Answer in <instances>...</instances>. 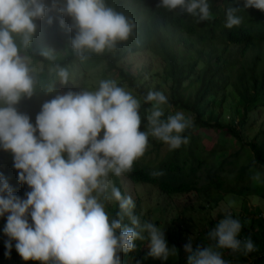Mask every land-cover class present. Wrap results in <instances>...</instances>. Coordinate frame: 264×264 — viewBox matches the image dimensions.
I'll use <instances>...</instances> for the list:
<instances>
[{
	"label": "clouds",
	"instance_id": "1",
	"mask_svg": "<svg viewBox=\"0 0 264 264\" xmlns=\"http://www.w3.org/2000/svg\"><path fill=\"white\" fill-rule=\"evenodd\" d=\"M57 7L73 20L70 28L76 35L71 47L81 62L89 58L88 53L113 50L118 42L128 40L135 28L127 17L107 6L106 0H52V9ZM157 7L179 9L197 23L211 16L208 0H160ZM253 7L264 11V0H244L243 8ZM52 9L45 0H0V147L13 153L19 182L31 188L27 199H21L0 174V217L8 214L3 231L10 238L6 255H10L11 241L15 240V248L25 261L121 264L119 254L133 251L135 241L144 240L146 232L150 241L147 255L167 261L176 248L168 246L159 227L142 223L134 215L133 199L122 196L110 174L119 177L131 171L144 155L149 135L170 150L187 143L182 133L192 122L183 111L162 119L168 98L163 92L150 90L143 96V102L152 106L148 127L141 131L140 100L116 81L105 79L94 91H69L45 102L34 126L30 117L15 107L23 97L33 96L37 82L30 57L22 50L32 46L35 21L43 20ZM239 10L226 9V28L242 23ZM47 22L51 25L53 19L48 17ZM60 25L65 27L63 19ZM40 55L53 59L52 50H42ZM48 70L61 84L70 82L68 68L55 64ZM54 91L52 83L46 93ZM111 201L118 202L119 212L118 218L110 221L105 203ZM125 217L131 227L123 224ZM241 230L240 221L226 214L208 233L214 244L194 249L190 239L185 245L187 264H226L218 249L243 251L245 255L255 251L250 237L239 239Z\"/></svg>",
	"mask_w": 264,
	"mask_h": 264
},
{
	"label": "trees",
	"instance_id": "2",
	"mask_svg": "<svg viewBox=\"0 0 264 264\" xmlns=\"http://www.w3.org/2000/svg\"><path fill=\"white\" fill-rule=\"evenodd\" d=\"M63 0H60L62 3ZM160 0H106L107 6L123 14L135 24L128 40L117 43L113 50L103 54L88 53L89 58L81 62L71 47L70 26L73 20L58 10L52 9V0H45L49 9L43 20H36L37 32L31 48L23 55L32 60V64L42 63L43 69L35 75V91L31 98L23 97L15 106L17 111L30 117L35 126L36 117L42 111L45 102L55 98L57 78L49 72V67L59 64L68 68L70 78L75 76L81 80V86L74 93L94 91L96 87L86 82V74L103 67V79L112 77L117 84L134 92L141 102V131L148 127L147 116L151 105L143 102V96L151 90V79H145V71L135 74L121 64L126 58L136 54H147L158 59L163 65V80L152 91L163 92L168 103L163 106L164 117L183 111L192 122L191 127L182 135L188 142L179 148L161 154L166 145L154 139L152 149L137 159L131 171L121 175L132 182L151 184L167 196L196 193L207 200L209 205L217 206L222 198L219 194L228 193L241 197L256 196L264 199V179L260 176L259 167L264 169V131L259 132L253 142L245 144L244 136L248 115L260 107H264V11L256 8H243L244 0H208L211 16L208 21L197 23L196 19L182 13L181 10L168 11L157 7ZM240 7L237 15L242 17L239 26L225 27L226 9ZM48 17L53 19L50 25ZM63 19L65 27H61ZM54 26V27H53ZM66 31L61 48H56L52 39L55 31ZM19 43V37L16 38ZM52 50L53 59L47 60L40 55L42 50ZM159 75V74H154ZM55 83V91L46 93L47 87ZM99 85V84H98ZM168 86V90L165 86ZM165 89V91L162 90ZM46 96L45 101H42ZM230 98L236 101L234 108L227 105ZM227 113L229 115H227ZM226 117H229L227 120ZM201 130H209L224 134L239 144V149L231 151L226 146L215 147L209 152L204 146V139L198 134ZM39 133L37 132V136ZM102 135V133H101ZM230 151V152H229ZM155 155V156H153ZM153 172L163 175L153 176ZM0 174L7 178L10 186L19 187L14 194L27 199L31 188L18 180V170L14 167V155L0 147ZM114 176V175H113ZM114 176L116 187L122 191L120 177ZM258 176V179L253 177ZM122 194V193H121ZM203 209L206 206H201ZM260 208L251 209L244 202L238 218L242 230L239 239L251 238L255 251L245 255L243 251L232 252L229 249H218L226 254V264H264V218L259 214ZM119 205L116 202L111 216L117 217ZM29 223H33L30 213ZM219 220L210 221L204 235L207 244H214L208 233L215 228ZM7 223V222H6ZM123 224L131 227L130 220L124 218ZM176 247L178 263L187 264L185 250L181 246V236ZM144 240H136V248ZM10 255L8 249L0 247V264H7L9 259L19 257L12 240ZM135 248V249H136ZM134 249V250H135ZM133 251L119 254L128 264ZM142 251L138 253L142 256ZM138 259V258H137ZM27 264H40L39 261H25Z\"/></svg>",
	"mask_w": 264,
	"mask_h": 264
},
{
	"label": "rangeland",
	"instance_id": "3",
	"mask_svg": "<svg viewBox=\"0 0 264 264\" xmlns=\"http://www.w3.org/2000/svg\"><path fill=\"white\" fill-rule=\"evenodd\" d=\"M54 27V26H53ZM73 34V30H70L69 36L71 37ZM53 37L59 35V39H52L53 45L56 48H61L62 46L58 44V42H63V39L67 36L66 31L62 30L55 31L52 33ZM61 44V43H60ZM31 60V59H30ZM122 67L129 68L131 72L138 74L143 69H148L145 71V79H151V90L155 88L156 85L161 84L163 80V65L162 63L154 58L151 55L147 54H136L131 55L126 58L125 61L121 64ZM30 67L35 71L33 75L38 74L42 69V63H37L35 65L31 64ZM103 67H99L97 69H93L86 74V82L94 85L96 88L98 84L103 79L102 75ZM159 75H154V74ZM107 79L113 80L112 77H107ZM57 93L59 95L67 94L69 91L74 92L80 88L81 80L78 79L76 81L75 76L70 78V82L68 84H61L59 80H57ZM165 89L168 90V86H165ZM162 88L163 91H165ZM125 90L130 91L125 88ZM134 94V92H132ZM135 95V94H134ZM133 95V96H134ZM135 97V96H134ZM46 96L43 97L42 101H45ZM227 105L234 108L236 106V101L233 98H230ZM227 115H229L227 113ZM229 117H226L227 120ZM147 131V129L145 130ZM264 131V107H260L255 111H252L248 115V122L245 129V133L243 134L245 144L253 142L255 137H259V132ZM204 139V146L206 151H210L214 149L216 146H226L232 152L239 149V144L234 139H230L228 136H223L224 134H220L219 132L209 131V130H201L198 132ZM103 135V134H102ZM101 135V138H102ZM154 139L151 135L148 137V145L144 154L149 152L152 149V144ZM169 150L168 146L164 147V150L161 151V154H165ZM230 152V151H229ZM155 156V155H153ZM143 157V156H142ZM140 157L139 159L143 160ZM260 176L264 179V169L261 167ZM110 179L115 185L114 176L110 174ZM120 184L122 188V196H130L135 204V208L133 209L134 215L138 216L141 222H151L159 227L162 231L165 232V238L168 243V246L175 247V253L170 255L167 261H162L160 259H156L147 255L149 252V243L150 241H143L140 247L136 248L133 252V255L129 258L128 264H177L178 263V251L179 248L176 247V240L178 238L177 233L180 234L181 239L180 243L183 249L185 250V245L191 242L193 244V248L195 249L196 245L209 246L205 239L204 232L207 230L210 221H216L223 219L226 214L235 215L236 218L241 214L244 202H247L248 206L251 209L260 208L259 214L264 216V199L261 197L250 196V197H241L235 194L222 193L219 194V197L222 198L221 202L215 205H209L207 200L203 197H199L196 193L193 194H180L174 196H167L159 190V188L151 185V184H136L132 182L130 179L121 176ZM116 186V185H115ZM13 191H19L20 188L13 186ZM116 205V201L106 202L105 210L109 215V219H113L111 216L112 211L114 210ZM201 206H206L203 209ZM7 215L0 217V247L3 249L6 248V242L9 241V237L4 233L3 229L6 226ZM128 219V218H127ZM129 220V219H128ZM145 238L148 237V234L143 233ZM141 241V240H139ZM142 253V256L139 257L138 253ZM221 252V251H220ZM222 258L226 261V254L222 253ZM188 253L185 251V258H187ZM138 258V259H137ZM124 258H121V264H123ZM7 264H27L24 263L22 259L19 257L9 259Z\"/></svg>",
	"mask_w": 264,
	"mask_h": 264
},
{
	"label": "built area",
	"instance_id": "4",
	"mask_svg": "<svg viewBox=\"0 0 264 264\" xmlns=\"http://www.w3.org/2000/svg\"><path fill=\"white\" fill-rule=\"evenodd\" d=\"M262 218H264V216L261 215Z\"/></svg>",
	"mask_w": 264,
	"mask_h": 264
},
{
	"label": "crops",
	"instance_id": "5",
	"mask_svg": "<svg viewBox=\"0 0 264 264\" xmlns=\"http://www.w3.org/2000/svg\"><path fill=\"white\" fill-rule=\"evenodd\" d=\"M264 201V200H263ZM257 209V208H256Z\"/></svg>",
	"mask_w": 264,
	"mask_h": 264
}]
</instances>
